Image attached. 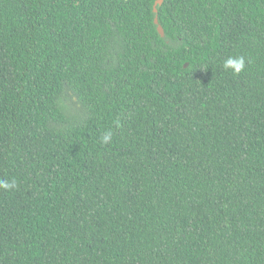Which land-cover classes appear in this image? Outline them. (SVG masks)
<instances>
[{
	"label": "trees",
	"instance_id": "trees-1",
	"mask_svg": "<svg viewBox=\"0 0 264 264\" xmlns=\"http://www.w3.org/2000/svg\"><path fill=\"white\" fill-rule=\"evenodd\" d=\"M155 1L0 0V264H264V0Z\"/></svg>",
	"mask_w": 264,
	"mask_h": 264
},
{
	"label": "clouds",
	"instance_id": "clouds-1",
	"mask_svg": "<svg viewBox=\"0 0 264 264\" xmlns=\"http://www.w3.org/2000/svg\"><path fill=\"white\" fill-rule=\"evenodd\" d=\"M246 66V60L245 57L243 56H238V57H228L223 61V68L226 71H230L233 75H238L242 71H244ZM112 138V133L111 131H108L104 134V136L101 138V142L103 144L109 143V141ZM16 187V181L11 180V181H0V188L10 190Z\"/></svg>",
	"mask_w": 264,
	"mask_h": 264
},
{
	"label": "water",
	"instance_id": "water-1",
	"mask_svg": "<svg viewBox=\"0 0 264 264\" xmlns=\"http://www.w3.org/2000/svg\"><path fill=\"white\" fill-rule=\"evenodd\" d=\"M127 1V0H125ZM163 0H156L153 4V13L154 14H157V7H159L161 4H162ZM154 24L156 25L157 27V32L158 34L163 37L164 36V31L162 29V27L158 24V19L157 17L154 18Z\"/></svg>",
	"mask_w": 264,
	"mask_h": 264
}]
</instances>
